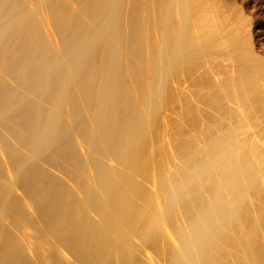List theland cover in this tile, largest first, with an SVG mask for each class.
<instances>
[{
  "label": "bare ground",
  "instance_id": "1",
  "mask_svg": "<svg viewBox=\"0 0 264 264\" xmlns=\"http://www.w3.org/2000/svg\"><path fill=\"white\" fill-rule=\"evenodd\" d=\"M0 264H264V0H0Z\"/></svg>",
  "mask_w": 264,
  "mask_h": 264
}]
</instances>
